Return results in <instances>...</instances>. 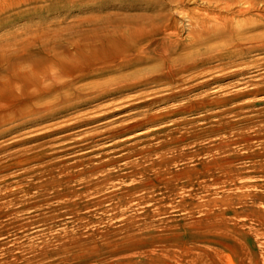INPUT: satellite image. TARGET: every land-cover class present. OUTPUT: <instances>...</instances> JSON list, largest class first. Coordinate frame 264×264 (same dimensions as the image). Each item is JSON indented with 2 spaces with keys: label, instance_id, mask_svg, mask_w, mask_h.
<instances>
[{
  "label": "rangeland",
  "instance_id": "374dc122",
  "mask_svg": "<svg viewBox=\"0 0 264 264\" xmlns=\"http://www.w3.org/2000/svg\"><path fill=\"white\" fill-rule=\"evenodd\" d=\"M151 6L147 0H56L52 4L38 0L8 10L0 17V90L11 85L21 86L20 76L25 71L49 67L54 56L71 67V77H61L59 87H91L125 75H135L136 82L142 81L100 100L86 103L91 98L87 96L77 101L81 105L51 117L43 116L41 121L0 136V264H264V148L258 142L252 144L250 151L234 147L244 159L237 162L232 181L201 190L196 188L191 195L183 191L167 195L158 189L136 192L137 183L121 180L65 200L39 190L49 182L50 174L61 168L74 174L82 170L74 168L79 162L100 165L122 159L130 148L144 147L153 132L173 121L199 125L194 120L210 112L180 115L175 110L200 94L219 91L240 95L231 106L213 110L220 113L226 108L238 107L235 111L242 112L241 116H229L238 130L244 127L241 119L251 116L264 119V114H258L264 104H257L264 99V93L251 95L253 87L249 84L232 86L242 75L226 76L234 67L226 72H220V67L206 77H223L221 80L182 93L174 100H160L144 112L173 113L169 119L85 150L70 149L68 143L72 139L88 136L101 124L112 128L127 123L128 114L140 110L131 109L132 105L145 102L156 91L165 94L162 83L151 81L162 72V63L155 56L159 40L143 51L132 48L137 42L134 29L152 16L148 11ZM256 14L254 11L234 18V25L237 22L244 25L238 27L239 38L241 34L244 37L264 35V19ZM189 32L185 26L177 47L180 56L189 59L210 48L221 47L229 35L223 32L214 41L196 45ZM40 45H46L51 54L40 53L37 49ZM119 45L125 50L122 47V53L110 58L109 66L124 58L143 57L144 62L125 72L106 75H97L87 67L78 69L81 66L78 48L85 52L102 48L111 51ZM263 60L264 50L244 54L233 61L240 65L239 69L247 67L248 75L243 76L250 77L263 74V71L255 73L256 68L249 69ZM227 62H206L201 68ZM260 79L256 77L252 81ZM228 85V90H219ZM102 115L107 117L95 120ZM35 152L40 157L23 165L19 163ZM128 162L133 164L137 159L118 161L106 172L120 173L122 177L129 172L130 167L125 169ZM80 183L71 186L84 191ZM130 192H134L133 197L128 195Z\"/></svg>",
  "mask_w": 264,
  "mask_h": 264
},
{
  "label": "bare ground",
  "instance_id": "6f19581e",
  "mask_svg": "<svg viewBox=\"0 0 264 264\" xmlns=\"http://www.w3.org/2000/svg\"><path fill=\"white\" fill-rule=\"evenodd\" d=\"M46 1L52 4L56 0ZM37 2L38 0H0V17L8 10L20 8L26 3ZM147 3L152 5L148 8V11L152 12V16L146 17L145 22L138 24L134 29L137 42L132 48L136 51H143L153 41L159 40L155 56L162 63V72L159 77L153 78L151 81L157 84L162 83L164 89L166 88L165 94L164 91H156L150 94L149 99L145 102L141 101L132 105L131 109L140 110L128 114L129 122L127 123L112 128L101 124V126L93 128L88 136L72 139L68 143L70 149L85 150L93 147L96 143L133 132L148 124L155 125L169 119L173 113L157 115L144 114V112L150 110L160 100L162 102L174 100L182 93H189L221 80L223 77H206L212 75L220 67V72H226L229 68L234 67L230 72L224 74L226 76L242 75L239 81L232 86L249 84L253 87V90L249 92L251 95L264 93V60L249 66V69L256 68L255 73L263 71V74L259 73L250 77L243 76L244 74L248 75L247 67L239 69L240 65L237 66L233 61L241 58L244 54L264 50V35L244 37L245 34H241L243 36L239 38L241 29L238 27L243 28L244 25L240 22L234 25V18L246 16L254 11L258 12L256 15L259 18L264 19V0H147ZM198 3L200 4L196 5ZM200 5L205 7L201 8ZM185 26L190 29V38L196 45L214 41L223 32L224 34L229 32L228 40L221 47L210 48L190 59L183 58L177 47L180 46L178 38L185 30ZM252 30L254 29L248 31ZM243 41H245L244 45H242ZM142 42L143 44L140 46ZM45 46L40 45L37 49L40 53L51 54ZM122 47L125 50L123 45ZM122 47L119 45L111 51L108 48H102L90 52H85L80 47L77 49V55L81 60L82 67H77L80 70L87 67L96 71L97 75H106L109 72H125L135 68L140 62H144L143 57L140 59L124 58L109 66L110 58H115L118 53H122ZM53 58V63L47 68L39 66L25 71L20 76L21 86L11 85L0 90V136L13 133L14 130L29 123L41 121L44 117H51L56 113L65 112L81 105L82 102L77 101L87 96L91 97L85 100L86 103H89L117 95L124 88H131V86L142 82H136L135 75H125L91 87L78 89L71 85L59 87L57 83L61 77H71V67L58 57L54 56ZM218 60L229 62L216 67L201 68L206 62L211 63ZM188 61L189 65H187ZM101 64L104 66L98 68ZM185 77L188 79L185 80ZM202 77L205 79L199 82L198 80ZM256 77L261 79L258 82L252 81ZM229 88L230 85L219 88V90L226 91ZM85 92H87L86 96ZM239 96L228 92L223 94L219 91L200 94L194 100L178 105L175 110L180 115L195 111L210 112V114L194 120L195 122L199 121V125H192L191 122L173 121L169 126L158 128L155 133L153 132L144 147L130 148L122 159L111 160L100 165L79 162L74 168L82 170L74 174L66 173L67 169L61 168L58 172H52L49 182L39 187V190L53 193L56 198L65 200L73 196H82L85 192L99 190L109 182L119 180L137 183L139 186L136 192L139 189L142 191L158 189L163 190L167 195H176L182 191L191 195V192L196 188L201 190L206 189V186L228 183L234 179L235 168L241 158L235 152L234 147H242L244 150L250 151L252 144L258 142L264 148V119H261L262 117L260 120L254 116L241 119L244 127L238 130V125L229 120L230 115L241 116L242 112L236 113L235 111L238 107L226 108L220 113H213V110L218 107L231 106L234 99ZM257 104H264V99ZM258 114L263 115L264 108L258 110ZM106 117L107 115H102L95 120ZM87 122L89 123V121ZM99 129L102 130L99 131ZM28 155L30 156L19 161L21 165L40 157V154L36 152ZM133 158H136L137 162L125 164V169L130 167L126 175L121 177L120 173L114 175L106 172L109 166L117 165L118 161ZM75 182H81L84 191L74 190L71 184ZM128 195L133 197L134 192H130Z\"/></svg>",
  "mask_w": 264,
  "mask_h": 264
}]
</instances>
